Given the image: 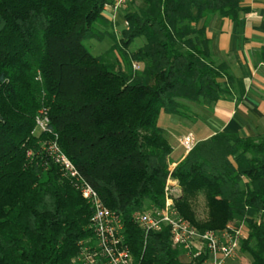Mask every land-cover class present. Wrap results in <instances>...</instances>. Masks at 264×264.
I'll list each match as a JSON object with an SVG mask.
<instances>
[{"label": "trees", "instance_id": "16d2710c", "mask_svg": "<svg viewBox=\"0 0 264 264\" xmlns=\"http://www.w3.org/2000/svg\"><path fill=\"white\" fill-rule=\"evenodd\" d=\"M245 1L141 0L124 10L118 37L104 12L110 0H0V264H82L80 247L94 239L89 204L44 150L55 137L121 219L134 264H190L167 227L145 236L133 216L164 205L172 148L160 113L195 121L188 104L232 97L233 76L198 24L237 21ZM105 37L112 44L99 56L84 45ZM256 62L264 64V45ZM41 108L46 132L35 130ZM171 177L183 219L199 232L243 225L238 256L264 264V134L198 141ZM199 195L202 221L192 206Z\"/></svg>", "mask_w": 264, "mask_h": 264}, {"label": "crops", "instance_id": "0c3cea01", "mask_svg": "<svg viewBox=\"0 0 264 264\" xmlns=\"http://www.w3.org/2000/svg\"><path fill=\"white\" fill-rule=\"evenodd\" d=\"M124 10L109 8L104 11L112 20L115 34L118 29L126 27ZM198 27H205L212 58L227 66L234 79V88L231 98L208 105L209 111L205 110L201 118L193 121L196 125L200 119H208V130L189 127L184 122L188 121L186 119L178 117L174 121L173 115L160 113L158 126L172 148L169 157L171 168L187 154L180 146L179 138L188 133L193 135L195 143L218 132L237 133L243 137L264 134V64L256 62V56L264 45V0L243 2L237 21L213 16L209 20H201ZM224 81L221 79V82Z\"/></svg>", "mask_w": 264, "mask_h": 264}, {"label": "built area", "instance_id": "2783aa9c", "mask_svg": "<svg viewBox=\"0 0 264 264\" xmlns=\"http://www.w3.org/2000/svg\"><path fill=\"white\" fill-rule=\"evenodd\" d=\"M127 1L129 0H110L105 10L109 8L118 10ZM125 26H127L126 23ZM133 68L138 70L139 65L135 64ZM48 123V110L41 108L35 117V130L48 131ZM179 144L185 153H188L194 147L195 139L191 133H188L180 138ZM43 147L91 208L89 227L94 239L90 245L80 247L78 261L82 264H134L124 241L123 224L119 216L104 206L96 191L80 176L70 160L61 153L56 137L43 144ZM171 172L172 168L164 187L163 207L135 213L133 216L135 224L140 227L145 236L167 227L172 246L184 248L190 264L200 258H203L200 264H230L235 261L238 257L240 242L246 238L244 226L228 224L222 230L199 232L183 219L176 209L175 201L181 195V190L177 181L172 179Z\"/></svg>", "mask_w": 264, "mask_h": 264}, {"label": "rangeland", "instance_id": "374dc122", "mask_svg": "<svg viewBox=\"0 0 264 264\" xmlns=\"http://www.w3.org/2000/svg\"><path fill=\"white\" fill-rule=\"evenodd\" d=\"M128 2V1H127ZM141 0H131L129 3H126L124 6L120 7V9H135L140 7ZM125 7V8H124ZM125 27V26H124ZM123 29H118L116 35L120 37L121 31ZM140 41L141 39H137L133 42V44L130 46V51H135L138 46H140ZM112 44V41L108 38L105 37L101 42H97L95 40H90L84 42L85 47L94 55V56H99L103 53H105L110 45ZM190 110L192 113L196 116V119H198L201 115L202 112H205V110L209 111V107L207 103L205 105H195V104H188ZM201 118V117H200ZM172 120H178V117L172 116ZM182 120V119H181ZM208 119L205 120H199L197 124L195 125L193 121H184L185 124L189 127H203L206 130H208ZM184 124V123H183ZM170 139V137H168ZM180 140V138H179ZM171 141V140H170ZM185 152V151H184ZM173 169V168H172ZM63 174V172L61 171ZM173 179V178H172ZM166 184V183H165ZM193 209L196 213V218L198 220H205L206 215H207V208H206V202L203 197V195H199L193 202H192ZM207 231H218V230H207ZM184 258V257H183ZM182 258V260H183ZM185 261H187L186 258H184ZM196 262V261H195ZM194 262V263H195ZM188 263V261H187ZM193 263V264H194ZM230 264H250L249 258L248 257H243V256H238L235 261L231 262Z\"/></svg>", "mask_w": 264, "mask_h": 264}]
</instances>
